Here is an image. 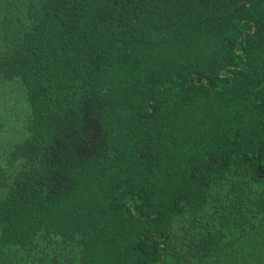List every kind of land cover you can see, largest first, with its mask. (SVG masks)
Listing matches in <instances>:
<instances>
[{"label":"trees","instance_id":"obj_1","mask_svg":"<svg viewBox=\"0 0 264 264\" xmlns=\"http://www.w3.org/2000/svg\"><path fill=\"white\" fill-rule=\"evenodd\" d=\"M26 18L0 52L31 107L0 246L208 264L264 231V0H36ZM225 182L235 239L208 210Z\"/></svg>","mask_w":264,"mask_h":264},{"label":"rangeland","instance_id":"obj_2","mask_svg":"<svg viewBox=\"0 0 264 264\" xmlns=\"http://www.w3.org/2000/svg\"><path fill=\"white\" fill-rule=\"evenodd\" d=\"M34 1L36 0H0V52L13 45V41H17L28 26L26 12ZM30 116L31 107L22 79L0 77V169L4 170L8 181L23 166L24 160L21 157L13 160L12 153L15 146L29 135ZM230 187L225 182L216 189L215 199L208 210L212 215L222 214L221 223L229 232V237L235 239L241 234V230L235 226L234 214L228 208ZM6 192V187H0V198ZM180 226L182 223H178V227ZM44 240L47 241L46 238ZM50 244L53 251H58L61 259L40 246L31 256L19 247L0 246V264H72L78 258L80 251L76 245L64 244L55 239ZM253 250L256 256L251 259ZM256 257L259 258L254 260ZM208 264H264V231L246 234L236 245L230 246Z\"/></svg>","mask_w":264,"mask_h":264}]
</instances>
